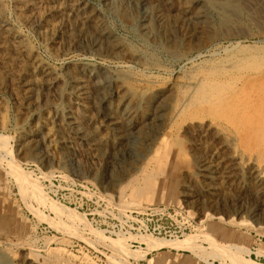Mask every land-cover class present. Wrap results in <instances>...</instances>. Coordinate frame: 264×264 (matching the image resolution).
<instances>
[{
	"label": "rangeland",
	"instance_id": "374dc122",
	"mask_svg": "<svg viewBox=\"0 0 264 264\" xmlns=\"http://www.w3.org/2000/svg\"><path fill=\"white\" fill-rule=\"evenodd\" d=\"M186 1L158 3L170 19L161 27L165 38L152 48L121 24L118 13L99 0H83L85 12L101 14L123 51L147 53L144 78L127 68L117 74L144 104V114L163 99L156 120L134 123L127 141L94 127L90 150L75 151L76 163L63 167L59 152L51 149L48 159H39L25 137L39 127L29 104L26 60L0 30V264H264V192L256 193L249 170L230 157L240 141L222 131L228 130L223 121L230 102L247 106L260 86L264 98V0H209L216 9L210 7L203 22L181 25ZM23 2L0 0V16L23 37L26 52L62 79L63 59L80 60L82 53L69 47L63 58L53 56ZM59 40L52 45L59 47ZM231 58L232 69H220ZM199 73L203 82L184 87L183 76ZM64 92L60 86V109L69 101Z\"/></svg>",
	"mask_w": 264,
	"mask_h": 264
},
{
	"label": "bare ground",
	"instance_id": "6f19581e",
	"mask_svg": "<svg viewBox=\"0 0 264 264\" xmlns=\"http://www.w3.org/2000/svg\"><path fill=\"white\" fill-rule=\"evenodd\" d=\"M99 1L104 9L118 13L122 19L121 24L133 28L136 39L141 40L144 46L157 47L158 39L165 38L161 27L163 28L167 24V19L170 18L165 19L168 13H162L163 10L161 8L159 10L158 3L169 6L172 0ZM210 1L214 2V0ZM23 3L29 12L36 35L46 44L53 56L63 58L69 47L80 51L83 56L82 59L73 62L63 59L65 65L64 74L60 75L59 73L63 77L61 79L43 60L35 54L26 52L22 47L23 37L10 32L8 21L0 16V30L8 39L9 46L13 47L26 60L29 104L33 108L32 116L39 127H35L33 132L26 133L25 137L35 143L39 159H48L51 149H53V151L59 152L57 154H59L58 164L60 166L74 165L76 163L75 151L81 150L83 147L85 150H90L92 147L91 133L94 127L103 126L108 129L111 138L120 136L121 139L126 140L129 139V132L132 131L130 128L134 123L149 121L151 123L156 120L163 98L158 97L151 103V113L144 114V104L128 94L124 77L121 78L117 75L119 69L127 68L139 72L144 78L143 76L150 71L147 53H132L131 49L126 47V52L123 51L122 45L117 42V35L107 26L100 16L101 14L98 11H93L91 15L87 14L89 12H85L83 0H24ZM210 7L211 9L215 8L209 3V0H187L185 6L183 5L180 10V24L203 22ZM219 10L223 14L222 8ZM50 14L54 16H49ZM72 29L76 31L74 37L70 35ZM57 37H60L59 47L53 46L51 42ZM90 59L95 61L90 62ZM233 60V58L228 60V64L226 63V66L223 65L220 69L223 71L232 69ZM106 62L113 66L105 65ZM69 65L73 66V71L68 70ZM195 77L186 78L183 76L181 81L184 87L192 88L205 79L201 77V74H196ZM131 79L139 84L144 82L138 77ZM22 81L24 82V80ZM60 86L65 88L64 93L69 100L64 109H60L58 102ZM260 90L263 91L261 86L253 92L256 101L250 100L247 106L238 100L230 102L228 106L230 111H226L228 119L223 121L228 130L222 127L223 133L231 138V142L237 139L240 141V146L237 145L238 148L231 149L232 153L229 155L240 169L249 170L251 178L256 183L257 194L264 192V144H262L264 143V113H262L264 98L259 96L257 91ZM248 94V92L247 94L243 93L246 100H248ZM38 99H42L41 105L38 104ZM54 126L58 130L54 129ZM231 145L233 143L227 145L229 149ZM89 157L90 159H99V156L94 153H90ZM164 245L162 244V246ZM236 261L239 263L238 260ZM246 264H249V260H246Z\"/></svg>",
	"mask_w": 264,
	"mask_h": 264
}]
</instances>
